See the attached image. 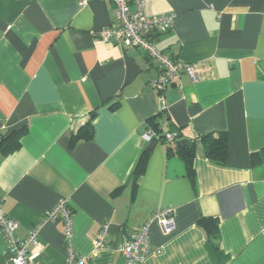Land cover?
Returning <instances> with one entry per match:
<instances>
[{"label":"crops","instance_id":"crops-1","mask_svg":"<svg viewBox=\"0 0 264 264\" xmlns=\"http://www.w3.org/2000/svg\"><path fill=\"white\" fill-rule=\"evenodd\" d=\"M146 13L176 15L151 38L198 71L166 90L165 110L146 53L97 37L114 24L112 0H0L3 210L19 240L41 226L35 264H66L64 225L45 222L61 201L86 264H126L119 247L166 208L175 230L150 225L142 264H264V0H146ZM154 126L199 141L194 177L170 144L144 141ZM18 130L20 147L4 153L2 139ZM219 133L228 137L223 164L200 145ZM104 224L109 247L94 252ZM10 258L0 229V264Z\"/></svg>","mask_w":264,"mask_h":264},{"label":"built area","instance_id":"built-area-1","mask_svg":"<svg viewBox=\"0 0 264 264\" xmlns=\"http://www.w3.org/2000/svg\"><path fill=\"white\" fill-rule=\"evenodd\" d=\"M92 0H79L80 6L87 5ZM114 4V24L103 30L97 37L101 43L111 44L123 48L141 49L148 58L155 63L159 70V76L151 81V87L159 94V99L165 110L164 93L172 86L181 75H188L193 81L197 80L198 71L191 64L172 60L163 54L156 45L152 35L168 33L174 26L176 15L164 14L149 16L146 13V0H112ZM131 7H134L132 11ZM178 138V133L170 132L161 136L154 128L150 127L143 136L147 143L160 141L173 144ZM64 225L63 238L67 244L68 255L66 264H86L85 257L75 254L71 239L74 235L73 212L66 201L59 202L45 213V222ZM158 221L165 234L175 230V210L166 208L153 214L149 221L131 238L122 244L118 251L126 258V264H142L148 255L152 253L150 245V225ZM19 224L9 217L3 210L0 201V229L2 230L10 251L9 264H35L36 250L39 245L38 236L41 226L33 228L28 236L19 240L16 236ZM109 247V224H104L100 234L94 240V252ZM160 252V251H158Z\"/></svg>","mask_w":264,"mask_h":264},{"label":"trees","instance_id":"trees-1","mask_svg":"<svg viewBox=\"0 0 264 264\" xmlns=\"http://www.w3.org/2000/svg\"><path fill=\"white\" fill-rule=\"evenodd\" d=\"M154 129L159 132V129L154 126ZM92 124L89 122L87 131L84 136H92ZM24 131H14L9 137L2 139L1 148L4 153L15 151L20 147V138ZM199 141L193 140L184 142L178 134V138L173 144H170V153L177 155L186 165L190 177H194V159L197 154ZM164 143V142H163ZM174 145V146H172ZM200 145L206 158L214 163L223 164L228 157V137L226 133L209 134L200 138ZM211 222V220H209ZM216 231V227H211Z\"/></svg>","mask_w":264,"mask_h":264},{"label":"water","instance_id":"water-1","mask_svg":"<svg viewBox=\"0 0 264 264\" xmlns=\"http://www.w3.org/2000/svg\"><path fill=\"white\" fill-rule=\"evenodd\" d=\"M184 142H187V143H188V142H189V140H184ZM153 145H154V144H152V147H153Z\"/></svg>","mask_w":264,"mask_h":264}]
</instances>
